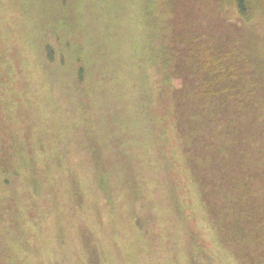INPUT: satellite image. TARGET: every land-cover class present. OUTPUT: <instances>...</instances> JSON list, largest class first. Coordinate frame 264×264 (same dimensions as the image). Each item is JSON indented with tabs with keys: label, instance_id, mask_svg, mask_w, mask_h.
I'll return each instance as SVG.
<instances>
[{
	"label": "rangeland",
	"instance_id": "1",
	"mask_svg": "<svg viewBox=\"0 0 264 264\" xmlns=\"http://www.w3.org/2000/svg\"><path fill=\"white\" fill-rule=\"evenodd\" d=\"M161 2L0 0V207L22 238L0 264H240L182 149Z\"/></svg>",
	"mask_w": 264,
	"mask_h": 264
},
{
	"label": "trees",
	"instance_id": "2",
	"mask_svg": "<svg viewBox=\"0 0 264 264\" xmlns=\"http://www.w3.org/2000/svg\"><path fill=\"white\" fill-rule=\"evenodd\" d=\"M262 1L161 2L172 50L182 51L173 68L181 87L170 78L182 149L217 239L240 264H264V26L256 24L264 18H255ZM195 4L219 23L201 26ZM2 212L0 253L8 239L22 240ZM9 257L17 264L20 256Z\"/></svg>",
	"mask_w": 264,
	"mask_h": 264
}]
</instances>
